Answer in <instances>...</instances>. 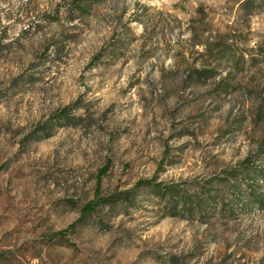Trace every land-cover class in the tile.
I'll use <instances>...</instances> for the list:
<instances>
[{
  "label": "rangeland",
  "instance_id": "374dc122",
  "mask_svg": "<svg viewBox=\"0 0 264 264\" xmlns=\"http://www.w3.org/2000/svg\"><path fill=\"white\" fill-rule=\"evenodd\" d=\"M0 264H264V0H0Z\"/></svg>",
  "mask_w": 264,
  "mask_h": 264
},
{
  "label": "trees",
  "instance_id": "16d2710c",
  "mask_svg": "<svg viewBox=\"0 0 264 264\" xmlns=\"http://www.w3.org/2000/svg\"><path fill=\"white\" fill-rule=\"evenodd\" d=\"M87 208H88V207H87ZM71 226H73V224H72Z\"/></svg>",
  "mask_w": 264,
  "mask_h": 264
}]
</instances>
